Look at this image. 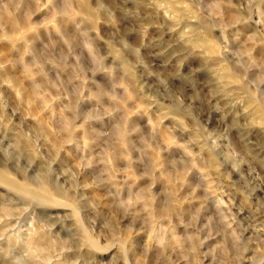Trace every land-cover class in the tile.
I'll list each match as a JSON object with an SVG mask.
<instances>
[{
    "label": "rangeland",
    "instance_id": "1",
    "mask_svg": "<svg viewBox=\"0 0 264 264\" xmlns=\"http://www.w3.org/2000/svg\"><path fill=\"white\" fill-rule=\"evenodd\" d=\"M0 264H264V0H0Z\"/></svg>",
    "mask_w": 264,
    "mask_h": 264
}]
</instances>
